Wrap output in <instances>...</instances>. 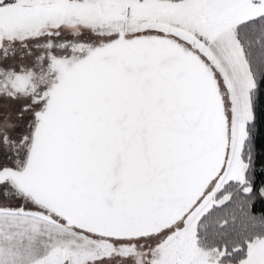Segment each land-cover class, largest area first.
<instances>
[{
    "label": "snow or ice",
    "instance_id": "6c2138e0",
    "mask_svg": "<svg viewBox=\"0 0 264 264\" xmlns=\"http://www.w3.org/2000/svg\"><path fill=\"white\" fill-rule=\"evenodd\" d=\"M0 264H264V0H0Z\"/></svg>",
    "mask_w": 264,
    "mask_h": 264
}]
</instances>
